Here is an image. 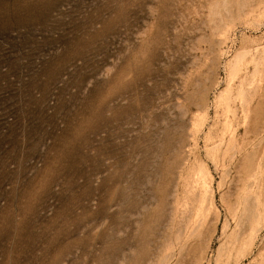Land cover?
<instances>
[{
  "label": "rangeland",
  "instance_id": "obj_1",
  "mask_svg": "<svg viewBox=\"0 0 264 264\" xmlns=\"http://www.w3.org/2000/svg\"><path fill=\"white\" fill-rule=\"evenodd\" d=\"M262 93L264 0H0V264H264Z\"/></svg>",
  "mask_w": 264,
  "mask_h": 264
},
{
  "label": "bare ground",
  "instance_id": "obj_2",
  "mask_svg": "<svg viewBox=\"0 0 264 264\" xmlns=\"http://www.w3.org/2000/svg\"><path fill=\"white\" fill-rule=\"evenodd\" d=\"M257 90H258V88H257ZM257 96V95H256ZM264 97V93H262L261 94V96H260V98L258 99V100H256V103H253V105H250L248 108H247V116H245L246 117V119L248 118V116H249V114H250V112H251V115H250V122H249V125H247L246 126V128H245V133L247 134V133H249V132H252V126H251V124H252V122H253V120H254V113L253 112H255V107H257L258 105H260L261 104V102H262V98ZM254 102V101H253ZM245 113V112H244ZM249 113V114H248ZM246 114V113H245ZM245 122H246V120H245ZM254 123H256L255 121H254ZM264 123V122H263ZM261 129V128H260ZM259 129V130H260ZM258 130V131H259ZM245 137V136H244Z\"/></svg>",
  "mask_w": 264,
  "mask_h": 264
}]
</instances>
